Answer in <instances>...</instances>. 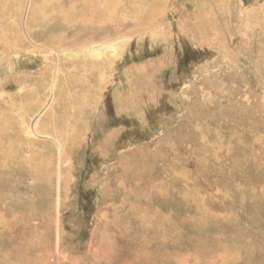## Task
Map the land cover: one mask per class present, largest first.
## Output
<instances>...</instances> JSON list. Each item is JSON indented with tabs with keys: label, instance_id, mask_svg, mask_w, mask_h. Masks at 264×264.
Segmentation results:
<instances>
[{
	"label": "rangeland",
	"instance_id": "374dc122",
	"mask_svg": "<svg viewBox=\"0 0 264 264\" xmlns=\"http://www.w3.org/2000/svg\"><path fill=\"white\" fill-rule=\"evenodd\" d=\"M0 264H264V0H0Z\"/></svg>",
	"mask_w": 264,
	"mask_h": 264
},
{
	"label": "bare ground",
	"instance_id": "6f19581e",
	"mask_svg": "<svg viewBox=\"0 0 264 264\" xmlns=\"http://www.w3.org/2000/svg\"><path fill=\"white\" fill-rule=\"evenodd\" d=\"M29 5H30V2H29ZM29 9V8H28ZM108 8H106V10H107ZM29 11V10H28ZM24 16H28V14H27V12H26V15H24ZM26 24V23H25ZM25 28L28 30V32H29V27L27 28L26 26H25ZM35 44H37L36 42H34ZM37 45H40V44H37ZM44 46H45V48L46 49H49V50H53L54 51V53L56 54V56H57V62H56V67H55V70H54V74H53V76H52V86H51V91H52V95H51V98L49 99V101H48V103L47 104H49L50 102L52 103V101H53V91L55 92V90H56V87H57V85H58V82H59V71H60V60L58 59V53L56 52V50L52 47V46H47V44L45 45V44H43ZM43 45H40V46H43ZM97 53V52H96ZM100 57H102V54H99V55H97L96 56V58H100ZM58 90V89H57ZM56 90V91H57ZM90 92V91H89ZM92 94V93H91ZM50 103V104H51ZM47 106V105H46ZM42 111L40 112V113H38V114H35L34 116H32V119H31V121L30 122H28L27 121V117H24V119H23V122H22V124H21V128H23V130H26L25 132H24V136H26L27 138H28V140H29V142H30V144H33V145H35L34 143H33V141H32V139L33 138H35V139H40V138H42V139H45L46 141H42L43 143H48V144H50V142L49 141H51V143H54V145H56V147L58 146V152H59V158H63V151H64V145H62L61 146V143H60V141L56 138V137H54V135L53 134H51V133H49V132H47V129L49 128V126L48 125H45L43 122H42V118H41V116H42ZM49 117V115L48 114H46V118H48ZM94 137V136H93ZM38 142V141H37ZM40 142H41V140H40ZM51 146V145H50ZM35 147V146H34ZM32 148H33V146H32ZM59 162L61 163V159L59 160ZM61 172H62V168H61V166H60V168L58 167V177H59V179L61 180L62 179V174H61ZM60 183V182H59ZM61 193V192H60ZM33 221V220H32Z\"/></svg>",
	"mask_w": 264,
	"mask_h": 264
}]
</instances>
